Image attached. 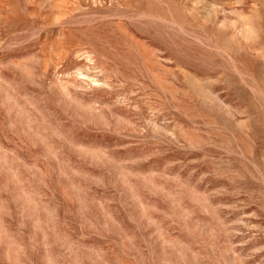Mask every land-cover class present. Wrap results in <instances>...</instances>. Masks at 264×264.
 <instances>
[{"label": "rangeland", "instance_id": "rangeland-1", "mask_svg": "<svg viewBox=\"0 0 264 264\" xmlns=\"http://www.w3.org/2000/svg\"><path fill=\"white\" fill-rule=\"evenodd\" d=\"M0 264H264V0H0Z\"/></svg>", "mask_w": 264, "mask_h": 264}]
</instances>
